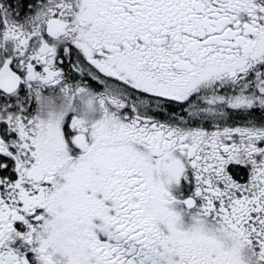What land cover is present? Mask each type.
Listing matches in <instances>:
<instances>
[{
  "label": "snow or ice",
  "instance_id": "6c2138e0",
  "mask_svg": "<svg viewBox=\"0 0 264 264\" xmlns=\"http://www.w3.org/2000/svg\"><path fill=\"white\" fill-rule=\"evenodd\" d=\"M0 264H264V0H0Z\"/></svg>",
  "mask_w": 264,
  "mask_h": 264
}]
</instances>
